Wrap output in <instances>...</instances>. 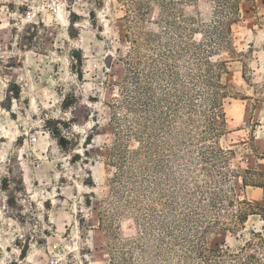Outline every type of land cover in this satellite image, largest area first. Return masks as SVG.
Returning a JSON list of instances; mask_svg holds the SVG:
<instances>
[{
    "label": "rangeland",
    "instance_id": "obj_1",
    "mask_svg": "<svg viewBox=\"0 0 264 264\" xmlns=\"http://www.w3.org/2000/svg\"><path fill=\"white\" fill-rule=\"evenodd\" d=\"M176 4L173 20L196 29L193 41L202 44L213 4ZM148 5L140 23L130 0H0V264H123L121 257L154 264L142 255L146 241L138 223L149 205L161 218L170 207L178 221L193 210L208 214V198L198 187L207 196L218 191L227 202L245 199L264 209V186L256 184L264 181L257 174L264 173V0L240 3V18L222 35L228 44L210 59L224 65L226 91L215 144L193 134L190 152L171 142L170 176H146L161 185V195H139L120 179L115 134H126L134 120L120 104L122 87L132 88L127 65L159 67L165 41L151 45L156 52L143 41L136 47L124 16L131 11L130 25L143 33L165 37L168 31L160 6L155 0ZM134 49L137 58L130 57ZM117 143L124 150L139 147L131 135ZM133 172L137 185L140 174ZM218 221L206 242L231 252L264 229L259 216H250L238 237L222 228L231 225L229 217ZM150 245L159 253V242Z\"/></svg>",
    "mask_w": 264,
    "mask_h": 264
},
{
    "label": "trees",
    "instance_id": "obj_2",
    "mask_svg": "<svg viewBox=\"0 0 264 264\" xmlns=\"http://www.w3.org/2000/svg\"><path fill=\"white\" fill-rule=\"evenodd\" d=\"M178 1L188 2V0H155L164 13V20L161 21L168 28V31L163 33L165 37L154 32L143 33L137 27L138 25L131 26L128 20L131 11L124 16V20L128 22L127 29L135 32L136 39L131 43L136 47L139 44L143 45L140 43L143 41L147 43L145 44L147 47L150 46V50L156 52L157 49L152 48L151 45L156 41L165 40L163 41L164 51L158 54L159 67H147L145 71L137 67L140 61H134L135 66L132 67L131 63H128L126 80L132 88L122 87L120 104L126 112L134 116V120L133 124L122 132L126 134L121 136L119 131L115 134L117 139L115 153L121 170L120 179L126 178L127 186L147 198L152 195L149 190H154L155 194L161 195L162 188L158 182L149 181L146 176H153L159 172L167 177L170 176L167 155L171 151V142L174 141L190 152L196 137L203 141L212 140L211 142L215 144L219 128L224 123L221 101L226 97V91H222L224 86L220 81L224 65L212 63L210 59L218 51V47L228 44L223 40L222 35L230 30L234 22L238 21L240 3L247 0H205L213 4V16L210 25L201 23L205 27L207 36L202 44L193 41L196 29L179 25L176 20H173L171 13L176 9ZM130 2L135 6L132 17L140 23L145 21L151 0H130ZM195 21L196 19L192 18L189 23L195 24ZM129 30H126V38H129ZM137 55L138 51L134 49L130 57L137 58ZM201 123H205V130L198 132ZM116 124L119 123L116 122ZM193 134L196 137H193ZM125 135L136 138L139 144L136 150H130L128 147L124 150L117 143ZM216 149L214 154L218 153V148ZM199 154L206 162V152L200 151ZM133 169L140 174L141 181L137 185L132 180L136 179ZM257 174L264 178V173ZM245 182L244 180L243 183ZM217 184L214 183V185ZM256 184L264 186L263 179ZM198 188L201 190L197 194L208 198L207 213L215 216L216 219L203 222L202 220L207 218L208 214L193 210L178 221L175 220L176 217L170 207L167 208L168 212H163L161 218L157 216L155 207L149 205L142 224L138 223L139 226H143L146 241L142 255L154 264L160 262L163 264H264V229L263 232H251L249 238L236 252H231L227 247L212 248L206 242V234L220 225L218 216L219 218L229 217L232 221L231 225H223L222 228L240 237L239 229L244 228L250 216H259L264 221V215L258 213V211L264 212V209L245 199H237L236 204L227 202L226 195L218 194V191L209 193L207 196L206 191ZM215 188L218 190V187ZM228 207L235 208V211L227 213ZM154 227L159 229L160 236L153 235ZM173 229L179 230L175 232ZM152 242L160 243L159 253L156 254L153 251L150 245ZM120 259L123 264H132L124 257ZM111 260L113 262L115 259Z\"/></svg>",
    "mask_w": 264,
    "mask_h": 264
}]
</instances>
